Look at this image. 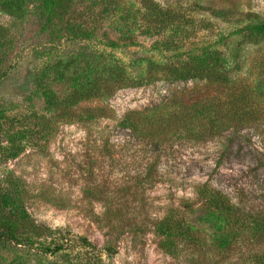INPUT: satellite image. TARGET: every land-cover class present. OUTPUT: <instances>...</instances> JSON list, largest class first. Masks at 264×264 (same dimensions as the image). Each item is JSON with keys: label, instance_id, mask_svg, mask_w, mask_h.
Masks as SVG:
<instances>
[{"label": "rangeland", "instance_id": "rangeland-1", "mask_svg": "<svg viewBox=\"0 0 264 264\" xmlns=\"http://www.w3.org/2000/svg\"><path fill=\"white\" fill-rule=\"evenodd\" d=\"M151 1L175 24L159 25L139 0H77L73 37L43 27L41 0L18 16L0 7V196L44 228L32 247L1 242L0 264H249L264 251L250 225L264 217V36L248 30L264 22V0ZM207 52L225 82L158 73L104 89L103 67L118 63L141 80L147 60L176 66ZM93 63L98 95L46 104L44 89L60 101L77 87L70 74ZM130 112L140 128L170 117L176 127L133 132L119 125ZM208 193L234 213L210 207ZM165 219L187 236L163 245ZM220 235L231 243L220 246Z\"/></svg>", "mask_w": 264, "mask_h": 264}, {"label": "trees", "instance_id": "trees-1", "mask_svg": "<svg viewBox=\"0 0 264 264\" xmlns=\"http://www.w3.org/2000/svg\"><path fill=\"white\" fill-rule=\"evenodd\" d=\"M27 0H4L0 2V7L3 11L11 16H18L24 11V6ZM77 0H41L42 7L44 10V23L43 27L55 28L59 26L61 31H67L68 35L73 37H78L80 29H76L72 24H70L69 17L73 12L71 9L74 2ZM142 6L145 8V11L149 15L156 19V23L159 22V25L166 26L172 23L175 24V16L168 11H164L163 8H160L156 3L151 0H139ZM65 24V26H63ZM248 30L253 35L264 36V22H259L253 26H250ZM213 59H212V58ZM214 56L210 53L201 54L198 57L188 58L185 62L178 64L176 66H171V64L165 63L161 66L156 65L155 63L147 60L146 62V76L144 79L132 78L128 75L127 71L120 66V64L115 63L110 67H103L106 69V72H110L112 75V84L105 83L104 89L107 91L113 92L119 89L128 88V87H140L143 85L150 84L154 82L157 78V74H163L167 79L172 78L179 81H188V80H214V81H226V76H223L222 73H219L216 70V60ZM215 61V63H214ZM66 63L62 61L58 62V67H56L57 72L62 66L64 67ZM97 69L94 63L84 68V71L79 73V76L73 78V74H70V79L76 83L77 87L74 88V91L71 92L68 96L63 97L60 101L51 96L46 89H42L44 92V99L48 106H59V105H75L81 101L90 100L100 93L101 84L98 80ZM65 74H59L58 79L63 80ZM89 78L90 85L85 84V79ZM138 115L137 112H130L124 116L123 120L119 123L120 127L124 129H130L133 132L141 131L147 135H160L164 134L166 130H171L173 127H176L175 120L173 117H170L165 124L150 122L149 127L140 128L139 125L142 122L138 123L134 119ZM93 116L90 114L89 116ZM153 129V130H152ZM205 201L212 207L214 210L223 214L224 216H229L234 213V209L230 208L222 201L221 198L217 196L216 193H208L205 195ZM251 230L253 237L256 242L264 240V217L262 219L252 217L250 222ZM43 229L38 227L35 223L30 220L29 216L20 209L18 205L14 202V199L11 195H1L0 196V243H13L16 245H24L27 247H32L34 245V239L40 238L43 235ZM156 232L164 239L163 245L169 238L173 236H187V231L184 230V225L180 222H175L172 219H165L156 226ZM259 238V239H257ZM220 246L226 247L231 243V239L228 236L220 235L218 238ZM165 247V246H164ZM44 253L58 252L61 250V246H55L53 250L51 248H43ZM171 250V248H167ZM249 264H264V251L256 252L249 258Z\"/></svg>", "mask_w": 264, "mask_h": 264}]
</instances>
